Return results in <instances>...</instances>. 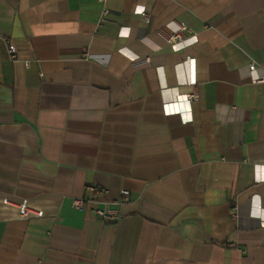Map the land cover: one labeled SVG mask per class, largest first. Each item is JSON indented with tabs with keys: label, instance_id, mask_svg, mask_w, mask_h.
Masks as SVG:
<instances>
[{
	"label": "crops",
	"instance_id": "1",
	"mask_svg": "<svg viewBox=\"0 0 264 264\" xmlns=\"http://www.w3.org/2000/svg\"><path fill=\"white\" fill-rule=\"evenodd\" d=\"M187 60L190 121L163 110ZM250 64L264 71V0H0V264H264ZM89 187L104 193L73 208ZM121 190L118 220L98 219ZM22 199L43 216L21 219Z\"/></svg>",
	"mask_w": 264,
	"mask_h": 264
},
{
	"label": "built area",
	"instance_id": "2",
	"mask_svg": "<svg viewBox=\"0 0 264 264\" xmlns=\"http://www.w3.org/2000/svg\"><path fill=\"white\" fill-rule=\"evenodd\" d=\"M135 15L139 16V18L147 22L148 21V14L143 10V8H137L134 12ZM189 30L184 25H178L177 29L170 33L169 35L165 36V41L168 44H175L178 41H181L184 38V35L188 33ZM7 53L9 59L11 61L16 60V50L12 45L7 46ZM148 59H145L147 61ZM186 65L192 64V69L188 71L187 82L183 86H180L177 89V99L174 102L167 103L163 105V110L167 115L179 114L183 117L184 121H190L191 116L189 115L190 110L189 107L183 108L180 106V102L186 103L188 106L192 101L197 100V93L195 91V77H194V68L193 62H189L187 60ZM189 69V67H188ZM247 70L249 72V77L253 83H264V71L257 68L254 64H250L247 66ZM254 74V76H252ZM89 191L93 193L92 198H76L72 200V207L77 210H86L90 203L95 202L103 193L104 190H101L96 187H89ZM129 201V192L127 190H121L119 198L111 203H106L104 207L99 208L95 207L92 211L93 214L105 223H114L119 218V208ZM5 205L13 204L8 198L3 200ZM15 206L18 209V215L21 219H27L30 217L41 218L43 216V212L33 207L29 206L27 199H22L20 202L16 203ZM232 218L237 217V208L234 207L231 213Z\"/></svg>",
	"mask_w": 264,
	"mask_h": 264
}]
</instances>
